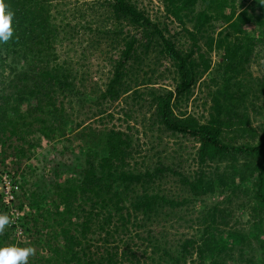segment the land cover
Returning a JSON list of instances; mask_svg holds the SVG:
<instances>
[{
  "label": "trees",
  "instance_id": "16d2710c",
  "mask_svg": "<svg viewBox=\"0 0 264 264\" xmlns=\"http://www.w3.org/2000/svg\"><path fill=\"white\" fill-rule=\"evenodd\" d=\"M53 1L5 0L15 15L13 37L0 42V173L8 172L24 190L28 172L22 166L48 142L57 153L60 147L62 152H70L78 144L85 165L66 166L64 170L61 165L54 166L50 188L54 194L49 199H36L25 191L23 196L29 199L31 211L21 222L24 239L15 237V227H6L0 232V248L33 249L28 264H140L125 237L134 227L141 228L137 225L142 218L143 226L157 227L158 235H151L149 243L160 253L154 264H218L221 257L232 259V245L245 244L247 238L254 239L256 248L264 252V131L257 137L256 129H252L246 110L252 89L244 85L247 65L256 51L264 50V0H164L167 12L192 42L186 51L178 47L167 26L153 21L132 0H104L108 13L95 17L103 19L94 23L96 28L86 21V13H75L79 24L94 33L92 45L112 38L113 77L94 103L99 109L96 117L107 112L105 105H113L131 91L129 76H134V87L138 88L125 99L128 108L122 112L126 129L113 126L100 132L86 130L66 117L60 94H72L75 74L73 68L64 72L57 64L64 42L58 38L61 32L73 29L69 24H55ZM197 6L201 7L199 12ZM109 21L112 28L103 31ZM188 21L194 24L193 29L188 28ZM217 21H222L223 29L215 39L213 23ZM249 27L254 28L251 33ZM208 29L212 34L204 38ZM204 39L207 41L201 45ZM203 47L207 53L202 52ZM154 50L160 51L158 60L173 64L175 78L169 88L157 89L151 83L156 70H144L153 66L147 60ZM213 51L223 53L220 69L236 80V91L228 94L218 89L212 95L209 117L202 123L181 111V106L191 99L198 79L210 71L211 60L206 55ZM152 108V124L177 142L193 140L198 145L196 161L201 169L186 173L182 162L167 165L158 161L154 168L141 170L137 158L146 160L147 156H142L143 145L132 133L129 121L134 114ZM223 162H228L227 172L219 175ZM214 163L216 174H207L203 167ZM171 177L176 178L175 188L186 197L172 196V190L161 187L160 182ZM153 184H158L157 188L153 189ZM151 189L158 191L152 194ZM238 191L245 196V203L237 208L249 211L254 235L247 237L229 229L226 237L223 232L218 239L220 226H227V220L234 216L216 204L206 207L196 221L183 216L188 203L204 204L214 196L236 198ZM1 201L0 196V213L6 215ZM20 203L22 208L24 203ZM160 219L165 222L161 228ZM166 223L179 224L178 228L182 223L187 228L196 225L199 235L186 238L174 253L166 249L171 243L167 241L170 234L165 231ZM248 248L254 246L250 243ZM243 255L240 261H251Z\"/></svg>",
  "mask_w": 264,
  "mask_h": 264
},
{
  "label": "rangeland",
  "instance_id": "374dc122",
  "mask_svg": "<svg viewBox=\"0 0 264 264\" xmlns=\"http://www.w3.org/2000/svg\"><path fill=\"white\" fill-rule=\"evenodd\" d=\"M132 1L138 5L139 9L145 11L153 21H158L161 25L167 26L170 35L176 40L180 49L185 51L190 50L192 46L191 40L188 39L182 31V26L178 21L167 12L164 0ZM105 2L104 0H54L52 12L56 25L63 26L69 24L71 29H73L72 32H61L58 38L60 42H64H62L61 46L59 44L60 58L57 64L64 72L73 68L75 74V78L72 79L75 87L72 88V90L74 89L72 94H60V99L63 100L64 103L66 117L69 119V122H79L84 125L86 130L93 129L96 132L110 129L113 126L122 130L126 129L128 124L124 122L126 117L122 112L123 109L128 108L125 104V99H129L132 93L138 89L134 87V76H129L127 81L132 84L131 91L122 96L113 105L110 103L105 105V107H109L107 112L96 117L99 109H97V104L94 103L99 99L100 94L105 91L109 81L113 77L114 65L111 59L114 58V49L111 48L112 38L106 37L99 45H92L93 42L95 43L94 33L89 29H85L82 24H79L80 19L75 16V13L77 15L80 13L79 11L86 13L89 16L86 21L92 22V27L96 28L94 23H98L103 19L97 20L95 17H97V15L103 17L108 13V7L104 4ZM95 6L97 7L96 14L92 11ZM196 9L197 12H199L201 7L197 6ZM187 26L189 29H193L194 24L188 21ZM213 27H215L216 30V34L213 35V37L217 39L218 32L223 29L222 21L214 22ZM104 28L103 31H110L112 22L109 21V23H105ZM253 29L254 28L249 27L248 32L251 33ZM206 32L207 34L204 38L212 34L209 29ZM206 41L207 39L201 40L200 44L204 45ZM202 52L207 53L205 47L202 48ZM159 53V50L151 51L148 55L147 64H153V66L145 67L144 70L150 71L149 68H154L156 70L155 76L152 75L151 77V83H154L152 85H155L157 89L169 88L173 84L175 78L174 67L168 60H158L157 55ZM206 56L211 60V69L207 74L198 79L191 94V99L188 103L186 101L182 102L181 106V111L194 115L200 119L202 123L206 122L209 117L214 97L212 95H214L218 89L226 91L228 94L236 91L234 86L236 80L224 75L220 69L222 66L223 53L213 51ZM247 70L248 74L245 75L247 78L246 81H244V85L247 89L251 88L252 90L250 93L248 92L250 99L246 105V110L250 116L252 129H256L257 137H260L264 131V98L262 96V91L264 89V50L259 49L258 52L256 51L254 53L251 63L247 65ZM148 77L150 78V75ZM226 79L230 80L228 84L224 83ZM142 89L144 90V87ZM27 104L28 100L25 99L23 106L26 107ZM153 110V108L149 110L146 109L140 114L138 112L134 114L133 119L129 121L133 129L132 133L136 138H140V143L143 145L142 156H147L146 160L141 157L137 158L138 164L141 165V170L145 171L148 167L150 169L154 168L158 161H162L167 165L174 162H182V170L186 173H192L193 171L201 169L199 162L196 161L198 145L195 144L193 140L182 139L177 142L174 138H171L169 135L167 136L163 130L160 129L161 127L159 125L152 124L153 119L151 117H153ZM77 147L71 148L70 152H62L63 150L60 147L61 151L58 150L60 153H57L51 149V144L48 142L43 149L36 151L32 161L22 166V169L28 172L26 178L27 184L24 190H20L17 204L20 205V202H23L31 211L29 199H24L23 196L25 191L36 199H40L42 196L48 199L53 197L54 192L50 191V188L55 179L53 176L54 166L61 165V169L64 170L66 166L73 168L79 164L85 165V156ZM227 165L228 162H223V164L220 165V169L218 170L219 175L223 172H227ZM216 166L217 164L214 163L203 168L206 169L207 174H209L215 173ZM65 178L66 175L63 179ZM175 179L176 178L172 177L165 179L163 182H160L161 187L166 189V191L172 190V192L175 193L172 196L181 195L186 197L175 188ZM154 185L155 187H153ZM157 186L158 184L152 185L153 189L157 188ZM153 189H151L150 192L152 194L158 191ZM238 192L239 194L236 198L229 196L224 200L222 196H214L206 199L204 204L188 203L183 209V216L187 217V219L196 221L201 218L206 207L210 208L216 204L222 211H228L229 213L232 211L234 216L227 220V226H220L219 230L221 232H216V237L218 239L221 238L223 232V237H226L229 229H233L237 233L247 237L254 235L256 232L253 231V224L252 222H248L250 221L249 211L244 212L237 208V205L241 206L245 203V196L240 191ZM28 214L29 212H27V215ZM0 215H4V213H0ZM141 219L139 220V225H137L141 228L136 229V227H134L132 234L126 236L125 240L128 241L133 250L137 252L136 254L140 258V264H154V260L157 261L160 253L154 252L152 244L149 243L152 239L151 235L152 237L158 235V231L156 230L157 227L149 224L143 226L144 223H141ZM159 224V228H161L165 222L160 219ZM182 224L181 228H178L179 224L166 223L164 226L165 231L170 234L167 241L169 240L171 243L167 248H163L176 253L179 251L186 238L199 235L196 230V225H193V228H187V226H185L186 224ZM6 227L7 229L10 228L9 225ZM175 228L179 229V231L176 232ZM250 243L254 246L253 249L248 248ZM232 247L233 258L221 257V259L217 261L218 264H264V252L256 248L258 246L254 239L249 240L247 238L245 244L239 242L237 245H232ZM121 249H124V247L121 246ZM241 253L244 254L243 257L245 259L251 261H240L239 258L241 257ZM195 256L196 254L194 257ZM193 260H196V257ZM123 264L129 263L124 262ZM187 264L196 263H191L189 261Z\"/></svg>",
  "mask_w": 264,
  "mask_h": 264
},
{
  "label": "clouds",
  "instance_id": "9594fccd",
  "mask_svg": "<svg viewBox=\"0 0 264 264\" xmlns=\"http://www.w3.org/2000/svg\"><path fill=\"white\" fill-rule=\"evenodd\" d=\"M15 13L5 0H0V42H8L14 35L13 18ZM9 225V218L0 215V232ZM33 253L31 248L5 247L0 248V264H28Z\"/></svg>",
  "mask_w": 264,
  "mask_h": 264
},
{
  "label": "built area",
  "instance_id": "2783aa9c",
  "mask_svg": "<svg viewBox=\"0 0 264 264\" xmlns=\"http://www.w3.org/2000/svg\"><path fill=\"white\" fill-rule=\"evenodd\" d=\"M0 180L1 203L4 205L5 213L9 218V226L15 227V237L22 240L24 239V230L21 222L30 210L26 205L20 208V205L17 204L20 184H16V180L8 172L0 173Z\"/></svg>",
  "mask_w": 264,
  "mask_h": 264
}]
</instances>
